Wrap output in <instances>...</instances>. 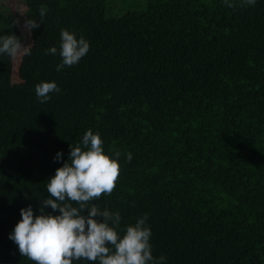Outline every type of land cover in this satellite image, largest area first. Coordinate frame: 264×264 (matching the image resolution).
<instances>
[{
  "label": "trees",
  "instance_id": "16d2710c",
  "mask_svg": "<svg viewBox=\"0 0 264 264\" xmlns=\"http://www.w3.org/2000/svg\"><path fill=\"white\" fill-rule=\"evenodd\" d=\"M5 1L0 36L28 46L0 54V264H34L10 233L89 129L121 154L93 201L121 234L146 214L163 264H264V0H24L19 19ZM62 29L90 48L57 71Z\"/></svg>",
  "mask_w": 264,
  "mask_h": 264
},
{
  "label": "clouds",
  "instance_id": "9594fccd",
  "mask_svg": "<svg viewBox=\"0 0 264 264\" xmlns=\"http://www.w3.org/2000/svg\"><path fill=\"white\" fill-rule=\"evenodd\" d=\"M234 7L233 3H228ZM256 0H242V5H255ZM46 9L41 7L40 15ZM40 23L26 20L25 28L30 33ZM28 46V45H27ZM22 38L13 35L0 36V54L16 57L26 49ZM89 42L67 29L61 30L59 56L61 63L57 71L65 66L77 64L89 51ZM57 54V48L51 47L46 54ZM40 103L50 100V93H59L55 81H44L35 86ZM119 152L115 157L107 154L101 135L89 129L80 143L70 145L67 162L56 169L47 180L49 196L40 200V213L34 214L33 207L20 210L21 220L10 233L11 239L23 257L34 264H74L81 260L89 264H163L165 257L153 256L150 244L151 229L146 226L148 219L136 220L127 225L121 234V214L107 207L101 208L93 201L102 195H111L116 188L120 173ZM63 153L58 152L54 160L61 161ZM132 154H127L130 162ZM52 213H47L46 208ZM88 210L87 215L84 210Z\"/></svg>",
  "mask_w": 264,
  "mask_h": 264
},
{
  "label": "rangeland",
  "instance_id": "374dc122",
  "mask_svg": "<svg viewBox=\"0 0 264 264\" xmlns=\"http://www.w3.org/2000/svg\"><path fill=\"white\" fill-rule=\"evenodd\" d=\"M5 4L16 14L17 19L21 16L22 11L25 9L24 0H6Z\"/></svg>",
  "mask_w": 264,
  "mask_h": 264
}]
</instances>
